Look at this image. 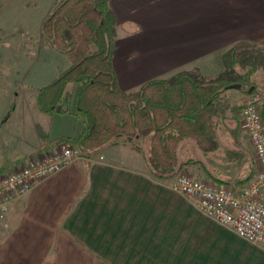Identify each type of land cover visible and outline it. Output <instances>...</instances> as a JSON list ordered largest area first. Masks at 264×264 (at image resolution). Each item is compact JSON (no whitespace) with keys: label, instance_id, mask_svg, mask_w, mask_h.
<instances>
[{"label":"crops","instance_id":"crops-1","mask_svg":"<svg viewBox=\"0 0 264 264\" xmlns=\"http://www.w3.org/2000/svg\"><path fill=\"white\" fill-rule=\"evenodd\" d=\"M109 4L117 18L113 63L126 92L196 67L204 76L218 75L225 71L224 53L239 43L264 49V0ZM232 92L239 91L224 97L238 96ZM16 99L10 117L0 118V168L22 165L83 131L72 113L46 114L37 97L32 105L28 95ZM230 110L226 122L236 120ZM146 145L123 142L80 157L13 202L9 230L0 223V264H264V246L203 214L173 189L176 177L152 174Z\"/></svg>","mask_w":264,"mask_h":264},{"label":"trees","instance_id":"trees-1","mask_svg":"<svg viewBox=\"0 0 264 264\" xmlns=\"http://www.w3.org/2000/svg\"><path fill=\"white\" fill-rule=\"evenodd\" d=\"M42 34L50 47L68 56L70 65L36 89L38 109L46 114L72 113L84 125L77 138L63 140L88 158L123 142L141 149L139 141L146 138L145 158L160 180L178 176L185 164L184 144L195 142L204 154L217 150L218 120L223 124L230 109L223 102L224 93L238 83L254 92L257 86L251 78L264 60V49L239 43L224 53L225 71L218 75L204 76L196 67L126 92L113 63L117 18L109 0H56L42 23ZM237 66L245 72L237 75ZM70 85L74 92L68 90ZM6 169L1 167L0 173Z\"/></svg>","mask_w":264,"mask_h":264},{"label":"rangeland","instance_id":"rangeland-1","mask_svg":"<svg viewBox=\"0 0 264 264\" xmlns=\"http://www.w3.org/2000/svg\"><path fill=\"white\" fill-rule=\"evenodd\" d=\"M55 1L0 0V118L13 106L19 104L16 99L17 94L28 95L29 103L32 105L33 99L37 97L36 89L48 84L69 66L68 56L50 47L42 34V23ZM245 50H248V53L253 51L250 48ZM244 72L245 70L237 66V75ZM251 82L257 86L254 91L264 89V60L251 78ZM246 87L237 89L239 92H232L237 93L238 96L235 98H225L223 95L224 103H226L225 99L230 101L229 104L226 103L230 109H232L230 104L240 108L230 110L231 116L234 115L236 120L232 119V122L225 120L223 124L218 120V127H221L222 132L220 135L217 134V150L204 154L195 142L184 144L181 156L187 160V167L182 168L178 175H190L207 181H216L217 177L223 181L220 183L239 184L238 180L254 174L255 152L240 119L241 106L246 103L250 95ZM18 117L20 118L19 114ZM22 127H18L19 130ZM231 129H236L238 135L233 136ZM20 133H23L22 130ZM22 139L26 138L22 137ZM146 142L147 139L142 138L139 144L144 146ZM190 159H192L191 163L188 162ZM0 223L2 224L1 221ZM9 228L2 224L1 230L7 231Z\"/></svg>","mask_w":264,"mask_h":264},{"label":"built area","instance_id":"built-area-1","mask_svg":"<svg viewBox=\"0 0 264 264\" xmlns=\"http://www.w3.org/2000/svg\"><path fill=\"white\" fill-rule=\"evenodd\" d=\"M264 89L250 93L240 111L242 126L253 146L256 170L239 184H226L180 174L173 189L195 201L206 216L232 228L253 244L264 246ZM83 157L77 147L60 143L50 152L0 173V221L9 228L10 205L23 199L37 185ZM91 158V157H89Z\"/></svg>","mask_w":264,"mask_h":264},{"label":"water","instance_id":"water-1","mask_svg":"<svg viewBox=\"0 0 264 264\" xmlns=\"http://www.w3.org/2000/svg\"><path fill=\"white\" fill-rule=\"evenodd\" d=\"M241 87H242V85L241 84H233V85H231V89H241ZM253 90V89H252ZM251 90V91H252Z\"/></svg>","mask_w":264,"mask_h":264}]
</instances>
